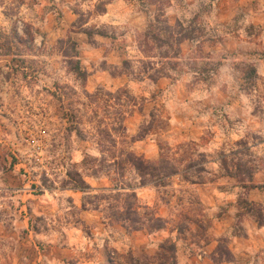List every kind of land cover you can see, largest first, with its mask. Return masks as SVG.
Segmentation results:
<instances>
[{"label":"rangeland","instance_id":"374dc122","mask_svg":"<svg viewBox=\"0 0 264 264\" xmlns=\"http://www.w3.org/2000/svg\"><path fill=\"white\" fill-rule=\"evenodd\" d=\"M220 1L0 0V264L234 259L227 236L204 252L216 211L196 184L242 186L264 222L245 196L264 163V0H223L227 19Z\"/></svg>","mask_w":264,"mask_h":264},{"label":"crops","instance_id":"0c3cea01","mask_svg":"<svg viewBox=\"0 0 264 264\" xmlns=\"http://www.w3.org/2000/svg\"><path fill=\"white\" fill-rule=\"evenodd\" d=\"M236 1V0H235ZM228 2V1H227ZM224 4V5H223ZM224 1H220L218 7L216 6L214 11L218 12H226L227 18H231L236 10V4H230L226 6ZM229 4V2H228ZM113 3H108L106 7L105 14H110L111 6ZM226 6V7H225ZM226 10H225V9ZM239 9V8H238ZM237 9V10H238ZM240 10V9H239ZM145 12L143 10L138 13ZM252 12V11H251ZM232 17V18H233ZM254 16L250 13V21L255 22L253 19ZM106 58V57H105ZM220 90V88H218ZM211 105L212 107L215 104L216 100L214 96H211ZM187 102V101H185ZM242 111H239V115H236V110L233 105H226V113L230 118H234L241 115H245L243 110L246 108L243 107L245 105L242 102ZM256 118V117H254ZM172 123L175 121L172 119ZM259 165V164H258ZM255 170L253 172V176L249 181V186L247 187V192L245 193L246 198L249 202H251L254 206L263 209L264 208V163L260 166L255 165ZM227 181H219V182H201L200 184H196L197 190L200 192V199L202 203L206 206V210L216 211V218L214 220L213 227V235L211 238V242L208 243L204 249V252L209 251L210 253L214 251L217 246V239L221 236L228 237V246L231 253L234 256L233 260L221 262V263H198V264H239L238 260L243 253H250V256H254L258 263L256 264H264V222H259V220L255 217L254 214L247 213L244 211L240 212V208L238 206L239 203V194L241 192L242 186L234 185L229 187H224L222 185L227 184ZM210 188L208 191L207 189ZM244 189V188H243ZM88 214H94L95 211L85 210ZM264 212V209L262 210ZM165 214L163 213L162 216ZM263 219H264V213ZM234 226L239 227L238 232L235 230ZM207 250V251H206ZM204 255V254H203ZM202 255V256H203ZM254 264V263H251Z\"/></svg>","mask_w":264,"mask_h":264},{"label":"trees","instance_id":"16d2710c","mask_svg":"<svg viewBox=\"0 0 264 264\" xmlns=\"http://www.w3.org/2000/svg\"><path fill=\"white\" fill-rule=\"evenodd\" d=\"M131 162H132V165H134L135 169L141 173L140 176L145 175L146 173H148V171L153 176H160L161 177V175H163L161 170H160V172L158 171L159 173L155 172L157 170V163L152 162V161L149 162V161L139 159L136 155H134V153L131 154ZM255 168H257V167H255ZM254 170L255 169H253V172H254ZM142 184H145V182H143ZM130 211H132V207H131ZM135 214H137L136 211H135ZM123 220L127 221L129 223H133V224L137 223L136 225L132 226V229H140L146 225L145 219L143 220L142 217H139L136 215H134L132 217L126 216L123 218ZM147 220L152 222V224H148L151 228L155 227L154 224H157L158 227H162V224L158 223V222L162 221V218L159 216L153 215L152 217H149ZM171 244H172L171 246L174 248L175 244L174 243H171Z\"/></svg>","mask_w":264,"mask_h":264},{"label":"built area","instance_id":"2783aa9c","mask_svg":"<svg viewBox=\"0 0 264 264\" xmlns=\"http://www.w3.org/2000/svg\"><path fill=\"white\" fill-rule=\"evenodd\" d=\"M40 148V147H39Z\"/></svg>","mask_w":264,"mask_h":264}]
</instances>
